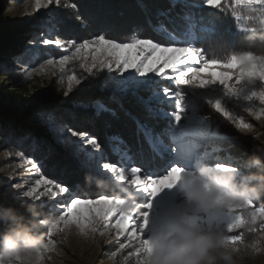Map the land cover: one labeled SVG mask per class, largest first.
I'll return each mask as SVG.
<instances>
[{"label":"rangeland","instance_id":"obj_1","mask_svg":"<svg viewBox=\"0 0 264 264\" xmlns=\"http://www.w3.org/2000/svg\"><path fill=\"white\" fill-rule=\"evenodd\" d=\"M173 1H181L186 6L208 7L204 0ZM66 9L69 8L57 7L53 3L48 8L37 10L35 0H0V47L5 46L9 49L6 55L0 53V111L12 112L20 118L21 123V128L15 131L17 133L7 136L9 140H11L10 138L13 140L7 139L6 145L0 141V183L5 186L7 190L5 192L9 193L13 201L35 207L41 212V218L55 219L56 215L62 211L61 205L70 202L73 197L98 198L103 194L126 196L114 183L109 184L98 178L89 179V170L77 157L74 148L71 145L60 143L55 130L56 126H62L65 129V136L78 141L77 137H71L70 133L66 131L68 128L78 131L76 126L74 128L73 126H64L52 114H68L67 112L70 113L79 108V110L84 109L90 114L97 115V102L100 101L104 104L102 100L104 97H108L110 100H119L128 96L135 97L150 115L159 117L163 121V128L149 130L154 138L158 137L168 145V152L158 155L153 160V153L150 151L145 136L142 138L140 147L133 152L131 150L138 162L150 163L161 174H166L164 172L166 160L171 158L175 163L182 166L185 172L192 169L195 161L210 165H225L236 170L238 177L241 174H247L248 171H256L255 169L245 170L243 163L254 154H258L255 152L257 148L264 147V115L260 119H255L246 112L264 107L259 105L258 101L247 99L252 91H259L264 87L259 81H256L252 86L241 84L236 96H226L223 89L218 85H210L204 89L193 86L177 89V83L174 79L175 73L171 69H165L160 76L155 73H148L147 76L140 77L134 73L126 72L121 77L118 72H109L107 69L95 76H89L80 68L81 61L75 58L65 66V73L59 71L58 65L56 67L47 66L42 73L33 71L32 77L25 80L24 72L26 69L38 70L47 59H59L65 54L71 55V52L74 51L65 52L55 45L46 46L42 43L43 39H61L57 33L59 17ZM228 10L233 15L239 32L247 33L248 28L256 27L261 20H264V5H252L240 9L229 7ZM244 10L252 11L253 14L247 15ZM187 27L183 23H173L171 28L165 27V35L157 34L153 39L165 43L166 46L191 44L192 47L199 48L196 45L195 36L186 29ZM168 34H171L174 40H166L165 36ZM140 35L147 37L141 32ZM248 45L240 52H251L257 56L264 55V43L255 41L251 44L248 43ZM88 63L91 61L89 60ZM190 66L192 65H181L178 71H187ZM202 66V63L196 65V67ZM73 73L83 79L80 84H74L72 91L66 96L68 82L66 78L61 80V77ZM130 76L138 82L136 87L124 90L117 87L118 82L126 80ZM170 77L172 78L170 79ZM57 88L60 90L58 94L55 93ZM165 89H168L172 95L178 90L183 96L181 107L184 112L179 123L175 122L171 116V113L175 111V101L165 95ZM144 93L147 94L145 100L142 97ZM84 97L87 100L86 104L79 102V99ZM217 100L234 117H243L247 123L252 125V128L241 130L236 128L234 123L224 120L211 107V103ZM149 107L151 111L148 110ZM49 115L52 117L51 120L48 119ZM0 129H2L1 125ZM6 130L11 131L10 128H6ZM183 131L190 132L192 138L185 140ZM15 136L28 139L26 147L28 145L38 147L48 145L49 148L47 149L49 150L61 151L68 162L81 172L82 180L74 182L72 185H66L72 191L55 198V207H53V200L47 196L42 197L40 201L23 197V191L35 187V180L39 178L31 165L24 163V161L26 159L34 160L40 167V174H45L42 164L37 159L17 149L18 146L14 143ZM88 137H90L89 134ZM80 143L83 144V142ZM109 150L113 154L111 146H109ZM32 152H34L33 149L30 153ZM105 158L113 163L118 162V157L115 154L114 160L108 159L106 156ZM17 185H20V188H17ZM83 189L90 190L92 195L83 196L80 193ZM40 191H44L43 185L37 188V192ZM140 203L150 205L148 208H143V211L148 213L147 236L153 234L166 219L183 208L182 196L178 187L170 190L165 189L154 198L145 193L142 195ZM202 222L209 226L223 223L214 216L204 217ZM256 227L259 228V225ZM40 231L47 238V227ZM241 231L245 241L252 242L258 237V233L254 234L246 231V229ZM53 239L56 241L59 254L48 253L50 259L46 260V264H122L125 257H128L127 264H136V258L130 255L135 250V242L131 247L119 250L118 245L120 242H124L125 238L115 239L114 230L105 236L99 234L82 236L73 232L67 239L60 232L55 234ZM113 253H116L115 257H113ZM244 264H264V250L255 256L246 258Z\"/></svg>","mask_w":264,"mask_h":264},{"label":"snow or ice","instance_id":"obj_2","mask_svg":"<svg viewBox=\"0 0 264 264\" xmlns=\"http://www.w3.org/2000/svg\"><path fill=\"white\" fill-rule=\"evenodd\" d=\"M240 0H204V3L212 9H227L239 3ZM253 5H264V0H248ZM55 3L57 7L74 8L75 4L70 0H35V8H48L49 5ZM223 6V8H222ZM158 15H162L158 14ZM149 26L158 35H165L166 29L162 22L153 25L151 20L148 21ZM141 29L128 34L127 39H119L107 34H97L93 37L77 41L74 39H43L44 45H55L57 48L63 49L65 52L74 50L71 55L65 54L59 59L49 58L38 70H25L24 79L28 80L32 77L33 71L42 73L47 66H59L61 73L66 72L65 66L73 59L80 60V68L89 74L95 76L99 72L107 69L109 72H118L121 77L126 72L134 73L140 77H145L148 73H155L160 76L165 69H171L175 73L174 79L177 83V89L185 86H193L195 88L204 89L210 85H218L223 89L226 96H236L238 87L236 77L230 75L232 69L230 67L231 60L227 61L218 59H205L202 55V49L194 48L191 44L182 46H166L165 43L154 41L151 37H143L140 35ZM165 39H172L171 34L165 36ZM91 63H88V61ZM202 67H196L201 64ZM257 73L262 71L264 60L257 59ZM190 64L187 71L179 70V66ZM67 79L68 87L65 95L72 91L74 84H80L82 77L73 73L61 77V80ZM172 77H170L171 79ZM256 81L260 82L257 78ZM261 83V82H260ZM138 82L131 76L118 82L117 87L121 90L134 88ZM264 85V84H261ZM165 95L175 101V111L171 113L175 122L179 123L182 119L184 109L181 107L183 96L180 91L176 90L174 95L165 89ZM248 100H255L259 105L264 106V87L259 91H252L247 97ZM147 104V102H146ZM211 107L219 113L224 120L234 123L236 128L244 130L251 129L252 125L247 123L241 116L234 117L228 112L222 103L217 100L211 103ZM151 111V108L148 109ZM108 112L115 115V111L107 108L102 102L98 101L96 105V114ZM249 116L260 119L264 115V107L259 109L246 111ZM52 119L51 115L48 117ZM138 131L141 132L150 146L153 153V160L158 155L169 151L162 139L156 137L149 129H147L139 121H136ZM57 136L60 143L71 145L78 158L82 160L83 165L89 170V179H101L106 183L115 184L119 189L127 187L133 192L136 198V204L130 205L126 196H109L107 194L100 195L98 198H82L73 197L70 202L61 205L62 211L56 215L53 226L47 228L46 236L49 242L57 247L53 236L60 233L66 223L75 224L82 235L99 234L105 236L113 232L114 238L120 240L125 238L124 242H120L119 250L131 247L133 242L138 238L146 236L148 213L143 208L150 207L149 204H141L140 199L143 194L148 193L155 195L157 191L165 187H170L176 179L177 172H183V167L173 161V158L166 160V167L161 174L159 170L154 169L150 163L138 162L136 156L131 152L130 146L126 144L122 137L113 135L108 137L113 154L118 157V162L113 163L105 158L106 154L102 150L101 144L96 138L88 137L86 132L76 131L68 128L66 131L71 137H77L78 141L71 140L64 135L65 129L62 126H56ZM87 137V138H86ZM80 142H83L81 144ZM90 146V147H89ZM7 155V153H6ZM24 163L31 165V168L39 175L35 180V187L27 191H23L22 195L29 200L40 201L42 197H49L53 200L55 207L58 196L70 193L72 189L53 179L46 178L40 174V167L34 160L26 159ZM218 167H227L225 165H217ZM102 169V171H101ZM44 186V191L37 192V188ZM20 188V185L16 186ZM264 199L249 202L245 207L249 210L250 216L245 219L242 213H237L231 223L227 225L228 236L230 242L238 244L243 241L244 234L241 231L251 226V233H258L257 239L252 242L257 253L264 250ZM137 205L139 210L137 211ZM259 225V228L256 227ZM141 227L145 231L141 232ZM146 243L148 241H145ZM113 257L116 253L112 254Z\"/></svg>","mask_w":264,"mask_h":264},{"label":"clouds","instance_id":"obj_3","mask_svg":"<svg viewBox=\"0 0 264 264\" xmlns=\"http://www.w3.org/2000/svg\"><path fill=\"white\" fill-rule=\"evenodd\" d=\"M252 5L248 0H240L233 8ZM245 39L250 44L264 43V20L258 26L248 28ZM229 59L232 62L230 75L236 77L239 86H252L257 78L264 84V66L258 74L256 63L257 59L264 60V55L235 52L229 54ZM255 152L258 154L243 163L245 170L255 169V172L248 171L238 177L232 168L195 161L190 171L177 172L170 187L151 195L154 198L165 189L178 187L183 208L166 219L153 234L136 240L135 250L130 254L136 258V264H244L246 258L255 256L257 250L253 242L233 244L227 231V225L237 213L247 219L250 212L245 206L264 197V147ZM120 191L126 194L130 205L136 204L132 191L127 187ZM136 210H139L138 205ZM25 212L27 215L15 208L0 206V226L3 227L0 231V264H46L50 259L48 253L59 254V249L40 231L45 227L50 229L55 219L41 218V212L32 206H27ZM213 216L223 223L209 226L202 222V218ZM245 229L253 231L251 226ZM144 231L141 227V232ZM73 232L82 235L71 223H66L61 230L65 239ZM127 260L125 257L122 264H127Z\"/></svg>","mask_w":264,"mask_h":264},{"label":"trees","instance_id":"obj_4","mask_svg":"<svg viewBox=\"0 0 264 264\" xmlns=\"http://www.w3.org/2000/svg\"><path fill=\"white\" fill-rule=\"evenodd\" d=\"M70 2L75 4V7L66 9L59 17L57 33L61 39L82 41L97 34H107L121 39L128 37V34L137 28L141 29L144 36L153 38L157 33L148 24L151 20L153 25L162 22L168 28L178 22L187 25L186 29L195 36L196 45L202 49V55L206 59L227 61L230 53L240 52L249 46V42L245 39L247 33L237 31L233 15L227 9L186 6L181 1L173 0H70ZM244 12L247 15L253 14L249 10ZM161 13L162 15H158ZM8 51L5 46L0 47V53L3 55L8 54ZM59 92L57 88L55 93ZM142 97L144 100L147 99V94L144 93ZM102 100L107 108L115 111V115L108 112L94 115L78 108L73 112H67L68 114L60 113L52 116L62 125L73 128L76 126L78 131L86 132L90 137L96 138L106 157L113 160L114 154L109 150L108 137L113 135L122 137L133 152L140 147L144 136L138 131L136 121L151 130H158L164 126L163 121L159 117L150 115L135 97L128 96L119 100L104 97ZM79 102L86 104L87 100L84 97L79 99ZM20 124L19 117L10 111L1 110L0 141L6 145L8 134L17 133L15 131L21 128ZM6 128H10L11 131H7ZM34 130L37 132L36 129ZM15 137L14 143L18 146L17 149L37 159L42 164L48 179L64 185H72L82 180L81 172L68 162L61 151L49 150L48 145L26 147L28 139ZM32 149L34 152L30 153ZM5 191H7L5 186L0 183V206L12 207L19 213L27 215L25 212L27 206L13 201ZM80 193L83 196L92 195L90 190L85 189ZM2 230L3 227L0 226V231Z\"/></svg>","mask_w":264,"mask_h":264},{"label":"bare ground","instance_id":"obj_5","mask_svg":"<svg viewBox=\"0 0 264 264\" xmlns=\"http://www.w3.org/2000/svg\"><path fill=\"white\" fill-rule=\"evenodd\" d=\"M182 134H183V137H184L185 140L192 138V134H190V132H188V131H185V132L183 131Z\"/></svg>","mask_w":264,"mask_h":264}]
</instances>
